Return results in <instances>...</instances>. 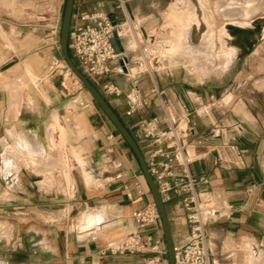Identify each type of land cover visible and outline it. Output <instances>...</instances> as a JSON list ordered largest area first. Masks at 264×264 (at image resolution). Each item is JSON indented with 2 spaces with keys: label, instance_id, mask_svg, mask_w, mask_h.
Segmentation results:
<instances>
[{
  "label": "crops",
  "instance_id": "0c3cea01",
  "mask_svg": "<svg viewBox=\"0 0 264 264\" xmlns=\"http://www.w3.org/2000/svg\"><path fill=\"white\" fill-rule=\"evenodd\" d=\"M74 1L86 12L101 1L116 23L156 13L153 0ZM8 6L9 0H0V42L13 47L8 35L16 34L18 44L11 54L0 51V133L8 145L0 162V217L15 214L22 222L32 214L33 222L28 229L15 224L18 250L0 258V264H145L149 253L108 250L121 238L142 233L160 240L165 251L161 228H140L131 217L151 202L132 152L87 91L73 81L55 34L5 20ZM143 40L155 41L144 31L135 34L136 45ZM112 42L117 51H127V39ZM176 60L188 70L176 66L144 72L134 80L119 72L118 61L112 62L104 82L120 94L95 88L144 158L150 141L140 137V124L154 119L158 130L167 128L161 100L175 111L185 107L191 112L185 150L195 189L211 191L232 207L230 218L206 228L210 260L257 263L264 256V89L244 86L240 73L229 86L212 84V77L202 76L185 58L166 59ZM136 90L146 104L128 115ZM177 205L175 196L164 205L173 244L184 242L189 231ZM28 235L30 243L25 242Z\"/></svg>",
  "mask_w": 264,
  "mask_h": 264
},
{
  "label": "built area",
  "instance_id": "2783aa9c",
  "mask_svg": "<svg viewBox=\"0 0 264 264\" xmlns=\"http://www.w3.org/2000/svg\"><path fill=\"white\" fill-rule=\"evenodd\" d=\"M118 1L120 4L124 2ZM137 30L138 33L143 31L131 19L114 22L112 16L103 10L101 1L89 12L82 10L74 1L68 48L78 69L94 87H100L108 95L120 94L116 86L104 82L110 73V64L115 61L119 62V72L128 80H134L144 72L156 74L160 71L155 66L160 61L156 53H152L155 57L151 56V52L145 55L144 51L148 47L142 49L140 46L143 42L147 46L152 43L144 40L138 42V46L131 43L135 40ZM114 38L128 40L126 52L115 49L112 42ZM137 47L142 49L141 54L139 51L136 53ZM138 96L136 90L129 98L128 115L146 104V100ZM161 104L167 128L158 130L156 120L152 119L140 124L139 133L142 139L150 141V149L144 160L163 204H171L175 196L178 199L177 206L183 212V223L189 226L186 240L173 244L174 261L175 264H214L210 260L206 228L220 219L230 218L232 207L211 191H196L197 181L189 170L191 158L185 150V142L191 131V112L185 107L175 111L165 100H161ZM131 217L140 228H160L158 214L151 202L134 211ZM108 250L113 254L149 253L151 256L145 259V264H167L161 241L142 233L125 236Z\"/></svg>",
  "mask_w": 264,
  "mask_h": 264
},
{
  "label": "rangeland",
  "instance_id": "374dc122",
  "mask_svg": "<svg viewBox=\"0 0 264 264\" xmlns=\"http://www.w3.org/2000/svg\"><path fill=\"white\" fill-rule=\"evenodd\" d=\"M177 1L153 0L154 11H156L154 16L141 17L138 19L130 18L134 24L138 25L139 29L143 30L146 34H151L154 37V44L147 46V44L143 42L140 44L142 49L150 47V49L153 52H156L157 55V52L163 48H161L162 43L170 39V29L165 27V22L171 3H175L174 5H176L178 8V10H176L177 17L182 16L181 14H188L187 16L195 17V14L192 12V8L189 5L187 7H183V0ZM190 1L196 6L200 5L202 17L207 27V31L205 32V36L203 35L204 38L202 42L204 43L210 40V52L207 54V56L202 55V57L206 58V60L203 58L190 59L189 57H186L185 59L190 61L189 65H194L202 76L212 77V84L219 82L220 84H224V87L229 86L232 78L240 73L242 80L246 81L244 86L256 87L258 90H263L264 0ZM234 2L236 3L234 4ZM257 3H259V5ZM64 4L65 0H9V6L7 7L8 12L6 13L7 15H4V19L14 20L15 22L19 23H29L30 27H33L36 30L37 28L45 27L47 30L55 34V40L58 42ZM253 14L254 16H252ZM227 17L232 20H225L224 18ZM236 19H240V21H236ZM246 20L248 21L247 23ZM187 29V31H189L190 28ZM136 33H138V30ZM8 37L10 42L13 44V47L1 45L0 42V51H5L9 54L13 50L17 49L16 44H18V37H16V34H9ZM216 39H219L218 43L222 44L223 42L224 44L219 45ZM132 44L133 46H138L134 41ZM205 45L208 46L207 44ZM137 48L138 49L136 50V53L139 51L141 54L142 49H139L140 47ZM221 51L223 53L224 51L225 53L228 52L231 55L230 65L226 68L221 66L219 61H217V59L220 60V58L225 55V53L223 55ZM218 52L222 54H218ZM150 54L152 57L156 56L152 53ZM166 59L175 60L176 57L167 56ZM73 61L76 64L74 59ZM155 66L159 67L158 70L176 66L186 68V64L183 61L177 60L173 63H169L168 61L162 63L159 61V63H157ZM72 78L73 81H76L74 77ZM12 85L14 87L16 86V80L12 81ZM14 90L16 91V89ZM6 146L8 145L2 141L0 133V162L1 155L3 154ZM14 160L15 162H18V159ZM19 164H24V160H22V158L21 161H19ZM1 209L2 208H0V210ZM3 213H10V211ZM32 218L33 216L30 214V216L25 221H22L24 223H22L17 221L18 219L15 214H9V216L3 218L0 217V258H7L8 256L11 257L13 253L17 252L18 249L16 247V235L15 233L14 235L12 234L17 230L15 224H17V222H19V224H25V229H28L33 222ZM29 222L31 223L30 225ZM29 235L25 239V242L27 243L31 242ZM19 238L21 239V245L23 246L24 240L22 237ZM13 246H15V251L11 252ZM251 264H264V256L259 262Z\"/></svg>",
  "mask_w": 264,
  "mask_h": 264
},
{
  "label": "water",
  "instance_id": "95a60500",
  "mask_svg": "<svg viewBox=\"0 0 264 264\" xmlns=\"http://www.w3.org/2000/svg\"><path fill=\"white\" fill-rule=\"evenodd\" d=\"M73 5H74V0H65L63 13H62V19H61L60 33H59V49H60L61 55L63 57V60L67 68L71 72V74L82 85V87L87 91V93L91 96V98L96 103V105L99 107L101 112L105 115L108 121L112 124L114 129L118 132V134L121 136V138L124 140L128 148L132 152L138 164L143 181L148 189V192L151 198V203L153 204L154 209L157 212L158 217H159L160 228H161L162 237H163L164 246H165L167 264H175L174 253H173V241H172V235H171V230H170V225H169L168 217L166 214V210L161 200V197L158 193L157 187L148 172L144 157L138 145L136 144V142L134 141L130 133L127 131V129L124 127V125L120 122L116 114L109 107V105L107 104L105 99L102 97V95L90 83V81L81 73V71L78 69L76 64L69 57L68 34H69V27H70V21H71V14L73 11Z\"/></svg>",
  "mask_w": 264,
  "mask_h": 264
},
{
  "label": "bare ground",
  "instance_id": "6f19581e",
  "mask_svg": "<svg viewBox=\"0 0 264 264\" xmlns=\"http://www.w3.org/2000/svg\"><path fill=\"white\" fill-rule=\"evenodd\" d=\"M180 1H182V0H180ZM228 1H230V0H228ZM177 2H179V1H177ZM235 3L236 2H234V4ZM174 4L175 3L170 4L169 12L167 13L166 22H165V27L170 29L171 37H170V39H168L162 43L161 48L162 47L163 48L157 52L158 59L160 61H162V63H163L166 61L165 58L167 56H174V57L180 56L183 58L189 57L190 59H192V58L200 59V58H203L202 55L207 56V54H209V52H210L209 51V44H210L209 41L210 40H208L204 43L202 42V40L206 34L205 32L207 31V27H206V24H205L204 19L202 17V11H201L200 5L196 6L190 0H183V2H182L183 7H187L189 5L192 8V12L195 14V17L187 16L188 14L187 15L181 14L182 16L177 17L176 10H178V8ZM257 4L259 5V3H257ZM253 7H254V5H253ZM258 15H260V14H258ZM252 16H254V14ZM227 18H224V19L228 20V21L232 20L229 17H227ZM247 20H246V23L248 22ZM234 21H235V19H234ZM236 21H240V19L239 20L236 19ZM187 28H190L189 31H187L188 30ZM218 40H217V43H218ZM212 41H213V38H212ZM148 43H152V41H148ZM205 44H207L208 46H206ZM218 44L222 45L224 43L222 42V44H220V43H218ZM152 45H153V43H152ZM195 47H197V48H195ZM163 49H164V51H163ZM230 51H231V49H230ZM150 52L153 53V51L150 49V47H148L147 49H145L144 54L147 55ZM154 53H156V52H154ZM222 53L218 52V54H222ZM224 53H225V51H224ZM224 53H223V55H224ZM226 53H227V55H226ZM226 53L223 57L220 58V60L217 59V61H219L221 66H224L225 68L228 67L230 65V62H231V55L228 52H226ZM218 57H220V56H218ZM203 59L206 60V58H203ZM82 226H84V225H82ZM89 226H90V224L88 225V227ZM77 229L79 230V227Z\"/></svg>",
  "mask_w": 264,
  "mask_h": 264
},
{
  "label": "trees",
  "instance_id": "16d2710c",
  "mask_svg": "<svg viewBox=\"0 0 264 264\" xmlns=\"http://www.w3.org/2000/svg\"><path fill=\"white\" fill-rule=\"evenodd\" d=\"M68 54H69V57L71 58V60L73 61V59H72V56L70 55V50H69V48H68ZM74 62V61H73ZM77 66V65H76Z\"/></svg>",
  "mask_w": 264,
  "mask_h": 264
}]
</instances>
